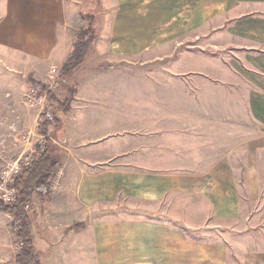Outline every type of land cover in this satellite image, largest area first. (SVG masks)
<instances>
[{"label": "crops", "instance_id": "1", "mask_svg": "<svg viewBox=\"0 0 264 264\" xmlns=\"http://www.w3.org/2000/svg\"><path fill=\"white\" fill-rule=\"evenodd\" d=\"M83 2L0 0L1 122L31 124L23 91L70 54ZM97 6L99 64L78 78L82 63L54 93L64 102L50 125L61 133L63 175L49 195L34 194L29 212L41 264H264V249L234 259L226 238L116 212L124 198L185 194L225 222L254 203L241 225L264 227V0ZM65 84L75 86L70 99ZM16 245L12 216L0 209V264H18Z\"/></svg>", "mask_w": 264, "mask_h": 264}, {"label": "rangeland", "instance_id": "2", "mask_svg": "<svg viewBox=\"0 0 264 264\" xmlns=\"http://www.w3.org/2000/svg\"><path fill=\"white\" fill-rule=\"evenodd\" d=\"M98 3L99 0H84L81 8L83 11L81 17L82 15H84V13L95 14L96 18L94 17L93 24L95 25V28L100 29L101 25H97L98 18L99 20H101V15L99 14L100 12L97 6ZM97 16L99 17L97 18ZM81 19H79V23L81 22L82 24H78L79 26L77 25V27H75L77 29L72 30V32L70 33L71 36L73 35V33H75V38L80 26L85 24V20L83 18ZM94 44L91 46L82 67H79L80 69L76 72L78 78L86 75L89 70L97 67L99 64L94 51ZM136 66L137 65H135L136 70H132V73H134V75H138L140 73L139 71H141L140 69H142V66ZM0 68H5V65L1 62ZM146 69L154 70L153 66L143 67V71L144 73L154 74V71L146 72ZM45 76L43 78H45ZM42 80H40V82H42ZM30 85H28V87ZM60 85L56 89L50 91L48 93V97L50 93L54 94L56 91H58ZM27 88H25V90ZM25 90L23 91V94ZM23 94L22 103L27 109L34 110L35 116L30 125H24L19 131L16 130L14 121L9 120L8 118L4 119L3 122L0 121V125L8 127L7 131H3L2 133H0V166L5 160L14 158L19 155L22 150H28L29 148H32V146H34L33 144L36 142L40 135L38 126L39 108L29 107L24 102ZM49 99L51 100L50 97ZM51 101L53 102V100ZM49 136L50 139L54 140V142H58L57 140L58 137H61V133L58 131L56 137L51 134ZM12 139L17 142L16 147L11 144ZM26 141L31 142L30 145H28L29 142H27V147H25L24 149L18 147L19 145L26 143ZM262 168V183L264 186V163L262 164ZM241 198H243L244 200V196ZM261 198H264V196H261ZM261 202L262 200L259 201V205L261 204ZM118 205L119 206L116 209L117 215L119 213V215L123 216L124 218L130 217L153 220L160 219L170 223H177L179 227L182 226L181 228L187 230L188 234L194 237H208L209 239L212 238L213 240H221L226 238L228 240L226 242V245L229 248V252L233 253L234 259H239L242 253L247 254L253 250L264 249V242L258 237L259 235H264V227L257 228L241 225L244 222V216L248 215V213L251 212L255 207L254 203L243 202V211L241 212L242 217L227 222L221 221L219 218H216L211 211L209 202L201 198L200 196L172 193L157 202L136 201L132 198L131 200H126V198H124L123 202ZM200 224L202 225L199 226Z\"/></svg>", "mask_w": 264, "mask_h": 264}, {"label": "trees", "instance_id": "3", "mask_svg": "<svg viewBox=\"0 0 264 264\" xmlns=\"http://www.w3.org/2000/svg\"><path fill=\"white\" fill-rule=\"evenodd\" d=\"M85 24L80 26L76 33L73 48L61 65L62 77L69 75L77 69L84 61L96 39L95 27L93 25V14L82 15ZM61 77V79H62ZM33 85L41 87V82H32ZM67 99L72 97L75 86L65 84ZM49 97L55 103V113L52 120H43L39 126V132L50 135V125L56 122L58 116L56 111L64 102H60L54 94ZM54 140L47 138L45 149L39 153L29 167L24 168L13 180L12 185L17 192V199L11 204L0 201V209L9 211L16 220L14 230L17 242L22 246L17 250L16 261L18 264H41L39 254L35 250L31 237V216L24 210V204L31 202L34 194L47 196L50 193L48 180L55 166L59 165V152L54 146Z\"/></svg>", "mask_w": 264, "mask_h": 264}, {"label": "built area", "instance_id": "4", "mask_svg": "<svg viewBox=\"0 0 264 264\" xmlns=\"http://www.w3.org/2000/svg\"><path fill=\"white\" fill-rule=\"evenodd\" d=\"M62 71L61 67L57 65H51L43 78L41 87L30 85L24 92V102L29 107L39 108V124L43 120H52L55 113V105L49 99L48 93L53 89H56L61 83ZM50 138L49 135H39L32 148L22 151L19 155L14 158L5 160L0 166V201L5 204H11L17 199V192L15 187L12 185L14 178L26 167H29L34 158L45 149L46 139ZM63 175V167L61 164L55 166L51 172L48 180L50 190H54ZM34 209L31 202L24 204V210L31 212ZM10 213V212H9ZM11 214V213H10ZM12 216V227L16 229V220ZM22 246V242H17L16 248L19 249Z\"/></svg>", "mask_w": 264, "mask_h": 264}]
</instances>
